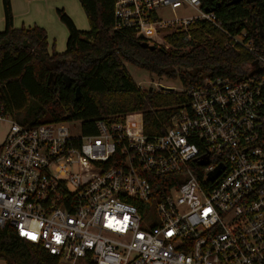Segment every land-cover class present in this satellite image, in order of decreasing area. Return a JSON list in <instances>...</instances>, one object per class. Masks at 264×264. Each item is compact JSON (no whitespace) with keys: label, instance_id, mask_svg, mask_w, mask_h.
I'll return each mask as SVG.
<instances>
[{"label":"built area","instance_id":"obj_1","mask_svg":"<svg viewBox=\"0 0 264 264\" xmlns=\"http://www.w3.org/2000/svg\"><path fill=\"white\" fill-rule=\"evenodd\" d=\"M164 8L200 14L160 20ZM115 18L165 49V30L207 21L254 62L183 88L188 107L154 137L123 121L24 125L0 102V229L58 264H264V49L201 0H117Z\"/></svg>","mask_w":264,"mask_h":264},{"label":"trees","instance_id":"obj_2","mask_svg":"<svg viewBox=\"0 0 264 264\" xmlns=\"http://www.w3.org/2000/svg\"><path fill=\"white\" fill-rule=\"evenodd\" d=\"M90 29H78L58 10L68 30L66 51L50 49L48 32L40 26L14 27L11 0H2L5 29L0 32V102L19 123L29 126L77 120L96 134L98 120L123 121L130 131L149 137L164 135L171 119L190 103L174 90L143 92L127 64L159 78H178L184 88L206 78L232 77L254 62L253 55L212 23L198 20L188 32L166 36L169 49L146 46L133 28L116 29L117 0H79ZM231 36L264 49V0H201ZM189 37V38H188ZM52 75V78H51ZM78 90L79 93H78ZM0 259L6 264H58L41 245L0 229Z\"/></svg>","mask_w":264,"mask_h":264},{"label":"rangeland","instance_id":"obj_3","mask_svg":"<svg viewBox=\"0 0 264 264\" xmlns=\"http://www.w3.org/2000/svg\"><path fill=\"white\" fill-rule=\"evenodd\" d=\"M56 2L57 4L52 3V8H53L52 17H48V22L46 24L48 26V29L47 28L45 29L48 32L51 51L55 50L57 53H64L66 51L69 34L67 27L59 18L58 10H65V12L74 20L78 29L82 31L89 30L90 24L88 22L84 9L82 8L79 0H61V1L57 0ZM77 9L80 11V14L85 21L84 25L81 22V18L77 14ZM199 14L200 11L195 10L193 8H179L176 10H173L171 8H164L158 12V18L160 20L168 21V20H174L176 18H188L192 16H198ZM190 26L191 25H189L187 28L176 27V28H171L169 30H165L163 33L164 39L160 45L167 47L169 49L171 45L168 43L166 36L168 34L177 31L188 32ZM22 27H26V26H22ZM127 68L143 92L151 88H153V90L156 91L173 89L174 91L182 92L184 88L181 82L178 80V78L171 79L166 76L159 78L154 74H151L145 70L139 69L129 64H127ZM7 128H8L7 125H5L4 123H0V145L3 143L5 139ZM76 131L79 132L78 125L76 126Z\"/></svg>","mask_w":264,"mask_h":264},{"label":"crops","instance_id":"obj_4","mask_svg":"<svg viewBox=\"0 0 264 264\" xmlns=\"http://www.w3.org/2000/svg\"><path fill=\"white\" fill-rule=\"evenodd\" d=\"M56 1L57 0H11L14 27H33L37 25L48 29L46 24L48 22V17H52V3L57 4ZM77 14L81 18V22L84 25L85 21L78 9ZM4 29L5 18L2 0H0V32L4 31ZM0 264H6V262L0 259Z\"/></svg>","mask_w":264,"mask_h":264},{"label":"water","instance_id":"obj_5","mask_svg":"<svg viewBox=\"0 0 264 264\" xmlns=\"http://www.w3.org/2000/svg\"><path fill=\"white\" fill-rule=\"evenodd\" d=\"M242 1H244V0H232L231 4H238V3L242 2ZM249 1H251V0H249ZM206 11L209 12L208 10H206ZM146 46L147 47H150V49H153V50H155L157 48V46H155V45H149L148 43H146ZM51 78H52V75H51ZM151 90H153V88H151ZM171 90H173V89H171ZM79 91L80 90H78V93H79ZM220 172L221 171L219 169L217 172L213 173L211 175V180H215L216 177L220 174Z\"/></svg>","mask_w":264,"mask_h":264},{"label":"snow or ice","instance_id":"obj_6","mask_svg":"<svg viewBox=\"0 0 264 264\" xmlns=\"http://www.w3.org/2000/svg\"><path fill=\"white\" fill-rule=\"evenodd\" d=\"M25 235H29L28 233H25ZM31 238L32 239H36V236L35 235H31Z\"/></svg>","mask_w":264,"mask_h":264},{"label":"flooded vegetation","instance_id":"obj_7","mask_svg":"<svg viewBox=\"0 0 264 264\" xmlns=\"http://www.w3.org/2000/svg\"><path fill=\"white\" fill-rule=\"evenodd\" d=\"M227 1H228V3H229L230 5H232V4H231L232 0H227ZM233 5H234V4H233Z\"/></svg>","mask_w":264,"mask_h":264}]
</instances>
